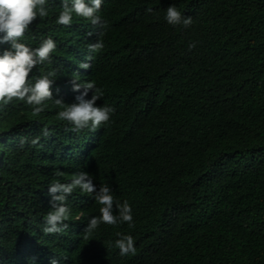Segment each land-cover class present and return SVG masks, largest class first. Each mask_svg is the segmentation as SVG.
<instances>
[{
    "label": "trees",
    "instance_id": "obj_1",
    "mask_svg": "<svg viewBox=\"0 0 264 264\" xmlns=\"http://www.w3.org/2000/svg\"><path fill=\"white\" fill-rule=\"evenodd\" d=\"M60 4L47 0L48 16L19 41L37 48L51 37L57 45L29 76L34 83L57 70L53 110L41 121L22 101L0 103V200H38L48 190L50 179L39 184L43 130L62 110L55 98L64 53L72 56L67 41L79 37L88 49L102 40L90 52V76L115 112L86 163L94 160L91 174L129 202L134 227L83 230L69 264H264V0H102L104 29L75 14L70 26L58 24ZM170 5L192 25L168 24ZM8 48L0 44V54ZM91 207L100 216L102 205L93 199ZM10 211L0 202V264H15L28 226L38 239L57 236L42 230L46 209L26 221ZM117 232L134 238V255H120Z\"/></svg>",
    "mask_w": 264,
    "mask_h": 264
},
{
    "label": "clouds",
    "instance_id": "obj_2",
    "mask_svg": "<svg viewBox=\"0 0 264 264\" xmlns=\"http://www.w3.org/2000/svg\"><path fill=\"white\" fill-rule=\"evenodd\" d=\"M101 5L102 0H61L57 23L70 26L75 14L104 29L107 21L97 14ZM147 11L151 12L152 9ZM48 14L47 0H0V44H10V48L0 54V103L7 105L13 100L22 101L33 106L34 116L41 114V121L50 113L46 107L52 106L47 101L53 99L51 89L57 70L37 77L34 83L30 82L29 76L34 67L50 62L51 53L57 45L51 37L44 39L37 48H30L19 41L38 16L44 18ZM165 19L173 26L182 24L189 27L193 23L191 17L182 16L174 5L167 8ZM78 38H72L73 42L67 41V46L73 48L72 56L69 58L66 51V59L61 64L60 96L65 103L62 98H55V104L62 110L58 115L56 112L52 115L53 124L48 120L44 124L43 134L48 142L42 146L45 159L40 165L43 176L39 184L49 179L52 183L46 182L45 186H50L48 190L43 188L45 193L38 200L35 196L27 195L25 200L19 201L12 193L0 200L4 212H11V207H17L20 213L26 215L25 221L37 210L46 209L42 230L57 236L38 239L32 234L34 226H28V234L15 245L19 252L15 264H69L76 245L83 239V230L90 234L102 223H127L129 228L134 227L129 202L125 200L121 204L115 199L109 185L104 184L105 180L98 181L91 174L94 160L90 164L86 163L87 159L93 157L90 151L104 134V125L110 121L115 109L105 105L103 91L98 89L99 86L90 76V52L101 51L104 48L103 41L98 40L85 49L87 46L84 43L81 46ZM194 47L195 42L189 44V50ZM38 140L33 139L31 143L35 145ZM24 143L22 140L21 146ZM102 153L106 154L97 149L98 155L102 156ZM93 199L102 205L98 217L92 215ZM114 205L118 214H113ZM35 231L39 233L38 229ZM116 235L119 239L115 240L114 246L119 249L120 255H134V238L119 232ZM39 240L42 242L39 243ZM82 262L86 264L84 257Z\"/></svg>",
    "mask_w": 264,
    "mask_h": 264
}]
</instances>
